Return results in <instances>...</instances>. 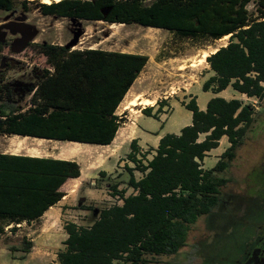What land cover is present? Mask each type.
<instances>
[{"label": "trees", "instance_id": "16d2710c", "mask_svg": "<svg viewBox=\"0 0 264 264\" xmlns=\"http://www.w3.org/2000/svg\"><path fill=\"white\" fill-rule=\"evenodd\" d=\"M28 4L21 3L26 12ZM34 4L45 16L157 28L198 43L230 35L228 45L207 58L212 76L203 84V91L218 95L232 88L264 101V0ZM17 5L16 0H0V10L13 12ZM28 47L37 57L30 68L5 61V52H12L11 43H0V134L110 146L125 123L117 110L149 57L102 49L72 50L48 43ZM12 70L24 75L13 79ZM183 105L192 113V123L179 134L163 136L155 150L143 152L137 140L131 142L128 160L134 167H127L128 182L117 179L110 184L118 202L97 209L98 215L84 225L67 223L64 249L53 264H160L162 258L177 255L188 246L200 218L214 215L221 204L239 198L225 197L231 179L221 174L232 166L245 144L258 114L256 106L219 96L205 110L200 109L197 98ZM152 108L143 109V114L156 117ZM158 113H163L161 107ZM224 138L228 148L213 168L205 169L206 157ZM135 172L141 173L140 179ZM100 175L107 176L105 172ZM80 177L81 166L75 160L0 153V235L6 226L16 232L23 223L39 221L63 200V185ZM121 184L132 194L118 191ZM83 208L97 211L93 206ZM32 247L31 242L23 241L21 251L28 254Z\"/></svg>", "mask_w": 264, "mask_h": 264}, {"label": "rangeland", "instance_id": "374dc122", "mask_svg": "<svg viewBox=\"0 0 264 264\" xmlns=\"http://www.w3.org/2000/svg\"><path fill=\"white\" fill-rule=\"evenodd\" d=\"M16 1L20 5L13 12L0 10V43L10 40L12 52H5V61L12 65L25 63L28 68L33 66L32 61L37 57L31 55L33 50L27 47L30 43L67 46L76 38L78 42L71 47L72 50L102 49L137 53L148 56L149 61L117 110L125 123L120 130L119 142L112 146L79 145L0 134V153L73 159L80 164L82 176L79 180L68 181L63 188L66 197L39 221L23 223L16 232L6 226L4 234L0 235V264L57 263V254L64 249L67 239L65 225L70 222L84 225L98 215L99 208L118 202L110 190V184L117 179L127 183V167H134L128 160L133 141L130 142V137L134 135V123L141 106L128 109L126 106L136 97L153 101L149 107H153L152 114L157 115H144L137 123L138 128L150 131L147 136L149 145L153 144L157 135L179 134L182 124L192 123L193 115L183 105L192 98H197L198 105L204 108L215 96L226 99L237 97L256 106L258 114L245 144L238 150L232 166L221 174L231 179L224 189L225 197L239 198L221 204L214 215L200 218L192 228L188 246L177 255L162 258L160 264H232L236 261V254H242L243 259L247 249L244 243L249 238L246 234L264 228V194H261L264 192V101L241 96L232 88L218 95L203 91V84L212 76V72L207 60L199 63L205 53L210 56L219 48L227 46L231 37L200 43L191 39L180 40L168 31L138 25L45 16L34 4V1L46 4L43 0ZM24 1L31 3L28 4L29 12L21 6ZM152 1L145 0V3ZM249 9H253V4H250ZM9 73L13 79L24 75L18 70ZM160 107L163 113H158ZM228 146V140L224 138L220 147L208 154L203 167L213 168ZM101 172L107 176L102 177ZM135 176L140 179L141 173L135 172ZM123 190H127V195L133 192L126 184L118 187V191ZM84 206H93L98 210L93 213L84 209ZM23 241L33 245L28 254L21 251ZM12 248L16 250L12 251Z\"/></svg>", "mask_w": 264, "mask_h": 264}, {"label": "crops", "instance_id": "0c3cea01", "mask_svg": "<svg viewBox=\"0 0 264 264\" xmlns=\"http://www.w3.org/2000/svg\"><path fill=\"white\" fill-rule=\"evenodd\" d=\"M134 86V85H133ZM132 89V88H131ZM229 89V88H228ZM227 89V90H228ZM227 90H225V91H223V92H221V93H224V92H226ZM131 91V90H130ZM130 91H129V93H130ZM128 93V94H129ZM220 93V94H221ZM128 94H127V96H128ZM126 96V97H127ZM241 96H243V95H241ZM237 98V97H236ZM231 99H233V98H231ZM239 99V98H238ZM241 99V98H240ZM199 107H200V109H206V108H204V107H202V106H200L199 105ZM207 107V106H206ZM146 107H141V110H139V111H141L138 115H137V119H136V123H134V125H135V129H134V131H133V133H134V135H133V137H130V134H129V136H128V138L130 137L131 139H130V142L132 141V140H137V142H138V146L140 147V149L143 151V152H147V151H149L150 149L151 150H155V149H157V147L159 146V143H160V140H161V138H162V134H159V135H157L156 136V139H155V141L153 142V144L152 145H149L148 144V142L147 141H149V139H148V134L150 133V131L149 130H146V129H140V128H138V125H137V123H138V121L144 116V114H143V112H142V110L143 109H145ZM187 125H189V123H186V124H182L181 125V130L185 127V126H187ZM120 130H121V128L119 129V131L117 132V135H116V137H115V140L113 141V143L110 145V146H112V145H114V143H116V142H119V135H120ZM132 135V134H131ZM150 135V134H149ZM26 138H30V137H26ZM51 141V140H50ZM61 142H63V141H61ZM64 143V142H63ZM65 143H74V144H79V145H91V144H81V143H76V142H65ZM122 144H124L123 142H122ZM145 144V145H144ZM106 147H109V146H106ZM152 154H155V152L154 151H152ZM152 154L150 155H148L149 157L150 156H152ZM14 155H18V154H14ZM27 156H32V157H49V156H35V155H27ZM53 158H55V159H61V160H69V159H65V158H60V157H53ZM73 160V159H72ZM102 170H105V172H108L107 171V169H102ZM82 177V176H81ZM80 177V178H81ZM80 178H77V179H71V180H74V181H76V180H79ZM70 180V181H71ZM68 183V182H67ZM66 183V184H67ZM65 184V185H66ZM65 185H63V187L61 188V190L63 191V188H64V186ZM64 192V191H63ZM65 197H66V195H65ZM64 197V198H65ZM63 198V199H64ZM60 203V202H59ZM58 203V204H59ZM53 207H51L50 209H52ZM49 209V210H50ZM45 215V214H44ZM43 215V216H44Z\"/></svg>", "mask_w": 264, "mask_h": 264}, {"label": "flooded vegetation", "instance_id": "af4514ba", "mask_svg": "<svg viewBox=\"0 0 264 264\" xmlns=\"http://www.w3.org/2000/svg\"><path fill=\"white\" fill-rule=\"evenodd\" d=\"M107 14V12H106ZM79 20V19H77ZM86 21V20H84ZM95 22H104V21H95ZM107 23V22H105ZM109 24V23H108ZM126 25V24H124ZM139 26V25H138ZM143 27V26H141ZM147 28V27H144ZM157 29V28H153ZM162 30V29H159ZM166 31V30H165ZM10 42V40H8ZM13 46V44H12ZM29 46V45H28ZM27 46V47H28ZM264 194V192L262 193ZM264 197V196H262ZM248 209V207H247ZM250 227V224L248 225ZM249 232V231H248ZM249 236L248 241H246L245 247L247 246L246 253L244 254V258L242 259V254H236V264H264V228L255 232V233H247ZM244 246V245H243ZM242 260V261H241ZM234 262L232 264H234ZM241 262V263H240Z\"/></svg>", "mask_w": 264, "mask_h": 264}, {"label": "bare ground", "instance_id": "6f19581e", "mask_svg": "<svg viewBox=\"0 0 264 264\" xmlns=\"http://www.w3.org/2000/svg\"><path fill=\"white\" fill-rule=\"evenodd\" d=\"M52 1L58 3L62 0H43L44 3L46 4H51ZM230 37V35L228 36H225L223 38V40H227L228 38ZM217 51V50H216ZM216 51H214L213 53H215ZM208 53H205L202 58L199 60V63H202L204 61L207 60L208 58ZM194 66V64H192ZM153 105V101H151L150 99H140V97H136L135 99H131L127 106H126V109L128 108H132V107H138V106H141V107H149V106H152ZM125 109V108H124ZM131 111V110H130Z\"/></svg>", "mask_w": 264, "mask_h": 264}, {"label": "water", "instance_id": "95a60500", "mask_svg": "<svg viewBox=\"0 0 264 264\" xmlns=\"http://www.w3.org/2000/svg\"><path fill=\"white\" fill-rule=\"evenodd\" d=\"M72 20H77V19L73 18ZM77 42H78V39L76 38V40L73 41L72 43H70L69 45H67L66 48L71 49V47L75 46L77 44Z\"/></svg>", "mask_w": 264, "mask_h": 264}]
</instances>
